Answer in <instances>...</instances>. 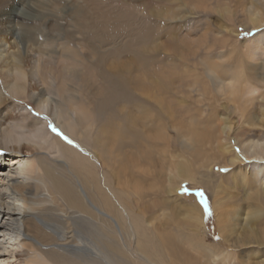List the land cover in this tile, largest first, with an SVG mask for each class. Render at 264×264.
Masks as SVG:
<instances>
[{"label": "rangeland", "instance_id": "rangeland-1", "mask_svg": "<svg viewBox=\"0 0 264 264\" xmlns=\"http://www.w3.org/2000/svg\"><path fill=\"white\" fill-rule=\"evenodd\" d=\"M13 1L0 0V33ZM193 1L26 0V7L20 8L28 18H23V28L34 22L40 28L27 44L14 37L21 54L31 47L26 86L23 92L11 94L0 72V98L5 102L0 103V119H15L17 137L22 144L39 148L37 158L46 156L51 163L71 169L68 180L73 185L80 179L101 199V189L109 188L113 202L120 204L106 212L124 233L121 248L128 247L137 264H156L141 256L138 242L142 251L163 254L156 258L157 264H168L164 253L174 257L170 264H243L247 259L254 264L264 261V211L250 233L230 234L226 221L234 222V212L251 206L264 210V201L246 196L260 182L257 168L250 169L253 159H245L242 145L237 144L258 139L264 131L254 118L264 108V85H258V77H264V25L253 28L247 21L248 7L244 9L250 0ZM14 39L5 37V50L7 60L16 63V49L10 44ZM68 67L75 78L65 76V98L60 71ZM186 69H193L189 70L192 79L186 78ZM232 73L238 91L229 94ZM250 87L257 88L252 95ZM47 98L50 112L46 113L38 103ZM23 107L27 110L19 112ZM221 121L227 125L222 140ZM7 126L0 124L2 129ZM102 127L106 131H99ZM40 137L44 138L41 147L33 142ZM127 146L131 154L125 153ZM232 154L239 161L226 166ZM176 168L185 171V180L167 205L160 204L168 169ZM243 174L249 185L241 182ZM221 228L227 233L220 234ZM113 233L107 224L106 236L115 239ZM214 249L223 252L226 260L213 256Z\"/></svg>", "mask_w": 264, "mask_h": 264}, {"label": "bare ground", "instance_id": "bare-ground-1", "mask_svg": "<svg viewBox=\"0 0 264 264\" xmlns=\"http://www.w3.org/2000/svg\"><path fill=\"white\" fill-rule=\"evenodd\" d=\"M194 1L196 3V1L201 0ZM25 2L26 0L13 1V4L10 6L8 12L5 11L7 12L5 18L6 22L2 21V23L5 25V28L2 33H0V72L4 76V79L8 80L7 88L11 94L16 90H18L19 92H23L25 89L27 80L25 67L27 57L29 56L28 54L31 51V47H26L25 52L21 54L18 43L15 41L14 37L26 41L25 43H22L27 44L31 41L32 37H35L37 35L38 29L40 28V26H36L37 22H34V24H31L29 26L26 25V29L23 28L22 20L23 18L28 20V18L26 16L24 17L23 13H25V11L23 10V12H21L20 8L23 9V7H26ZM197 3L199 4V2ZM203 3H205V1ZM221 3H219V6L221 5ZM215 4L216 3H214V5ZM246 4L244 11H246L248 7L247 21L249 22L251 27L258 28L260 25H264L261 24L262 22H264V3H261V0H250L248 6ZM226 9H228V7ZM223 10L225 12V9ZM241 23H243L242 18ZM45 29L46 27H44V30ZM5 37H8V39H14L10 44L11 48L14 51L16 49V52L13 54L14 58H17L16 63L14 61L7 60V52L5 50L7 42L5 41ZM208 48L206 49V52ZM245 48L246 47H244V49ZM262 54L264 55V48L262 50ZM184 57L185 59L182 56L180 58L186 60L187 55ZM37 65L38 63L35 66ZM261 66L258 65V67ZM72 69H69V67L67 69L61 68L60 71L61 94L64 93L63 96H65V98H67L68 96V84L66 82L67 77L65 76L67 74H70L72 78H75V73ZM189 70L187 71L189 72ZM187 71L185 72L187 73ZM191 71H193V69L190 70V72ZM252 71L254 72L255 70ZM261 71L262 70L260 68L259 73ZM190 72L189 76L186 78L190 77ZM234 73H232L230 77H233L232 80L229 79L231 80V82H227V86L229 87V89L227 88V91H230L229 94L236 91L233 84V81L235 79ZM252 73H249L248 75L250 76ZM256 73H258V70H256ZM195 75L193 74L192 76ZM253 75L255 74L253 73L252 76ZM171 76H173V74ZM174 76L176 77V75ZM179 76L182 77L183 75L181 76L180 74ZM261 76L258 77V81H260L258 85L260 83L264 85V77ZM220 77L218 76L217 78L221 79ZM189 79L192 78L190 77ZM236 81L237 80H235L234 82ZM256 81L257 79H255V82ZM239 82L237 84H239ZM186 87H184L183 85V90ZM165 89L166 88L164 87V90ZM221 89L222 87L219 86V90ZM256 89L257 88L250 87V89L248 90L249 94L252 95L257 91ZM176 90L177 89H174L175 93ZM241 92H243V90ZM201 93H203V91ZM233 95L235 94H232V97ZM162 98H164V96ZM253 98L254 97H252V99ZM234 100H236V98H233L232 101ZM3 102L4 100L0 98V103ZM49 102V98L45 100H39L38 107L42 112H50ZM199 109L202 112V109ZM26 110L27 109L23 107V111L19 110V112H25ZM242 113L243 115L245 114L244 111H242L241 114ZM199 115H202V113H199ZM254 118L257 119L260 127H263L264 130V108H262L259 111L258 115L254 116ZM0 120L2 121L0 122V124L7 123L8 125L6 128H0V264H15L13 262L15 260H18L20 262L19 264H87L86 261H90L91 263L89 264H137L132 258L130 249L128 247H125L123 249L121 248L119 242L121 239L120 237L123 236L124 233L121 232L122 229L120 226H118V222L115 221V219L106 212L107 207L120 204L118 201L117 204L113 202L112 196H114V194L112 195L110 193L109 188H106L105 190L101 189V194L99 195L102 196L101 199V197L98 198L96 196L98 194L96 189H93L91 185L86 188L80 179L78 180V183L76 185H73L68 180L72 174L71 169L65 168L64 166L56 164L54 162L51 163L50 158L46 156L37 158L35 155L40 153L37 146L21 143L20 137H17L18 131L17 125L14 123L15 119ZM220 124L219 135L220 139L222 140L221 135L223 134V131L227 127V125H224V121H221ZM256 127L258 126L256 125ZM104 128L105 127L100 128L99 131L105 130ZM226 130L228 131V129ZM33 142L41 147V143L44 144V138H37ZM225 144L227 145V142H225ZM225 144L222 145L220 143L222 148L224 147V149L228 151L229 149H226ZM237 144L242 145L241 147H239L242 148V154L245 156V159H253V162L250 164V169L254 167L257 168L255 172L256 174H258L256 181L260 182V187H256L254 190H248V187L246 189L248 191L245 192L246 196L247 198H249V196H253L252 198L256 199L257 201H264V131L259 134L258 139L248 138L246 141H238ZM128 149L129 147L127 146V150L125 153L128 152L129 154H131ZM5 152L9 155L4 154ZM31 154L34 156V158ZM64 155L69 161L72 162V159L66 152H64ZM122 159H124V157H122ZM236 161H239L237 154H232L229 162L225 165H233ZM135 171L136 170H134V172ZM168 173H170V175L167 177V179L164 180V183L162 184V194H164V200L160 199V204L163 205H167V203H169V197L175 194L178 184L185 180L186 177H184L185 171L180 168H176L174 170L168 169ZM247 179L248 177L245 174L241 176V182H244V184H248L246 183ZM126 184L127 188L130 183L126 182ZM110 186H112V184ZM114 187H116V185H114ZM98 189L99 187L97 186V190ZM127 191L131 192V189L126 190V192ZM88 192L92 195L94 194L98 201L95 202ZM116 192L118 191L116 190ZM119 192L117 193V195L119 194ZM120 200L121 198L119 199V201ZM263 211L264 210L259 205H255L249 207L246 211L238 210L234 212V222H231L232 220L226 221V224L230 226L229 233L233 234L235 231H239L242 235L244 233L253 232V227L256 222L260 221V215ZM107 224H110L112 226L114 230L113 236L115 237V239H109L106 236ZM218 225H220L221 227L225 224L218 222ZM223 233L227 232L224 228H221L220 234ZM262 243L264 244V240L262 241ZM260 244L258 243V246H260ZM136 248L139 251H135H138L143 258L150 262L152 260H155L157 264L158 261L156 260V258L161 259L163 257V254L157 252H152L149 250L142 251L139 242L136 244ZM17 252L20 253L18 256L15 255ZM112 252H114L115 257H113ZM164 254L168 260V264H170L171 259H173L174 257L168 253ZM211 254L216 258H222L223 260H226L227 258V256H224V253L219 250L214 249L211 251ZM255 255L257 254L255 253ZM252 263L253 262H251L250 259H247L243 264ZM254 264H264V261L254 262Z\"/></svg>", "mask_w": 264, "mask_h": 264}, {"label": "snow or ice", "instance_id": "snow-or-ice-1", "mask_svg": "<svg viewBox=\"0 0 264 264\" xmlns=\"http://www.w3.org/2000/svg\"><path fill=\"white\" fill-rule=\"evenodd\" d=\"M54 131H55V129H54ZM57 134L59 135V133H57ZM69 143H70V141H69ZM222 171H226V170H222ZM198 195H199L201 203L204 204L205 212L208 213V207H207V204L205 203V198H204L203 193L200 192V193H198Z\"/></svg>", "mask_w": 264, "mask_h": 264}]
</instances>
